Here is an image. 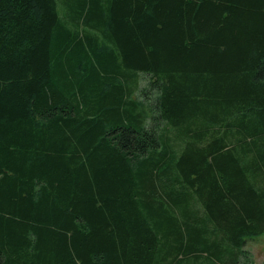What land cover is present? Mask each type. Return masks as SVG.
<instances>
[{
	"label": "trees",
	"instance_id": "trees-1",
	"mask_svg": "<svg viewBox=\"0 0 264 264\" xmlns=\"http://www.w3.org/2000/svg\"><path fill=\"white\" fill-rule=\"evenodd\" d=\"M263 234L264 0H0V264H255Z\"/></svg>",
	"mask_w": 264,
	"mask_h": 264
},
{
	"label": "rangeland",
	"instance_id": "rangeland-1",
	"mask_svg": "<svg viewBox=\"0 0 264 264\" xmlns=\"http://www.w3.org/2000/svg\"><path fill=\"white\" fill-rule=\"evenodd\" d=\"M147 81L142 79V86L147 85ZM245 251L251 261L255 264H264V234L255 237L253 240H248L245 246Z\"/></svg>",
	"mask_w": 264,
	"mask_h": 264
}]
</instances>
